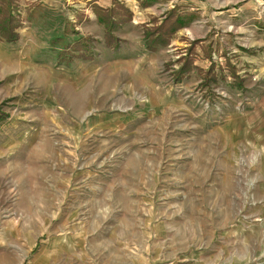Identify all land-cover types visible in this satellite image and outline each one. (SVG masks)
<instances>
[{"label": "rangeland", "instance_id": "1", "mask_svg": "<svg viewBox=\"0 0 264 264\" xmlns=\"http://www.w3.org/2000/svg\"><path fill=\"white\" fill-rule=\"evenodd\" d=\"M95 1L0 0V264H264V0Z\"/></svg>", "mask_w": 264, "mask_h": 264}, {"label": "trees", "instance_id": "2", "mask_svg": "<svg viewBox=\"0 0 264 264\" xmlns=\"http://www.w3.org/2000/svg\"><path fill=\"white\" fill-rule=\"evenodd\" d=\"M121 5V4H120ZM118 9V8H121V10L123 12H128L129 14L127 15H120L119 11L120 10H115V9ZM97 9H100V8H97ZM101 13H100V17L104 20L106 26H107V35H106V39L110 42L111 41H116V43L113 45L116 46L118 43H119V38L114 35L111 31V27L116 24V22H120V21H125V20H128L130 18V10L127 9L126 7L124 6H118V7H115L113 9H107V10H100ZM117 14V16H119V18H117L115 15ZM119 14V15H118ZM173 21H179V16L181 17V14H179L178 12H173ZM12 29L9 30V34L8 35H12ZM168 31V32H167ZM172 30L168 29V27L166 28H163V26L161 27H155L153 29L151 28H147V31L145 32V42H146V47L147 48H150V49H154L156 43H158L159 39L161 41H163V43L165 41L168 40V37L171 36V32ZM15 37V36H14ZM80 43V46H86L84 40H78ZM181 67V66H180ZM185 69V66L183 65L182 68H180L179 70H177L176 74H177V80H180L179 77L182 75L181 73V70Z\"/></svg>", "mask_w": 264, "mask_h": 264}, {"label": "crops", "instance_id": "3", "mask_svg": "<svg viewBox=\"0 0 264 264\" xmlns=\"http://www.w3.org/2000/svg\"><path fill=\"white\" fill-rule=\"evenodd\" d=\"M99 6L107 8L111 6V0H97L95 1Z\"/></svg>", "mask_w": 264, "mask_h": 264}]
</instances>
